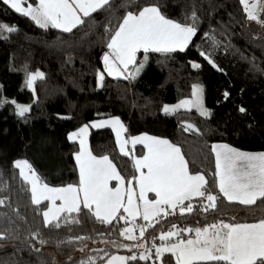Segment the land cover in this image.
<instances>
[{"label": "trees", "instance_id": "trees-1", "mask_svg": "<svg viewBox=\"0 0 264 264\" xmlns=\"http://www.w3.org/2000/svg\"><path fill=\"white\" fill-rule=\"evenodd\" d=\"M150 5L182 24H191L195 14L196 34L184 51L145 54L141 50L137 63L129 65L128 78L104 73L98 83L111 34L106 29H115L128 11L136 13ZM262 8L260 20L264 2ZM83 20L70 32L51 25L42 28L0 0V24L16 28L0 32V102H5L0 104V200L4 201L0 264H89L90 258L91 264H101L115 253L137 256L126 264H156L155 253L141 260L140 250L147 243L152 247L173 224L183 229L220 219L235 223L264 219V199L243 205L219 193L212 151L215 142L264 151V31L250 23L240 0H111V7ZM140 63L144 66L136 73ZM35 69L44 78L34 82L33 93L26 80ZM194 84L203 87L205 103L211 108L208 116L195 109L160 111L164 103L187 97ZM10 98L29 104V111L18 115ZM106 117H119L129 137L149 134L179 146L190 173L205 175L208 189L218 196L217 207L205 212L202 205L207 201L195 197L192 213L180 215L177 209L175 215L158 218L159 223L153 220L154 227L144 221L145 237L134 234V240L120 234L130 228L122 209L106 224L80 205L79 213L62 212L58 221L45 226L43 211L48 202L32 203L30 184L14 162L27 160L41 183L78 185L73 157L78 144L67 134ZM187 123L194 128L185 131ZM88 148L94 156H108L125 182L133 177L131 157L143 154L141 144L134 145L131 154H122L107 127L89 129ZM160 262L175 264V259L165 252Z\"/></svg>", "mask_w": 264, "mask_h": 264}, {"label": "snow or ice", "instance_id": "snow-or-ice-1", "mask_svg": "<svg viewBox=\"0 0 264 264\" xmlns=\"http://www.w3.org/2000/svg\"><path fill=\"white\" fill-rule=\"evenodd\" d=\"M2 3L15 12L29 17L42 28L51 25L65 32H70L77 25L84 23L81 13L83 17H88L93 12L111 7V0H38L35 6L29 0H2ZM240 3L244 6L248 18L256 20L257 16L252 10L256 5L249 7V0H240ZM196 19L193 14L191 24H182L166 18L155 5L145 6L136 13L128 11L115 29H106L111 34L107 42L109 51L103 56L104 70L109 76L124 75L129 65L137 63L136 56L141 50L145 54L149 51L157 53L184 51L196 34L194 26ZM3 31L14 32L16 28L0 24V32ZM201 55L204 56L205 53L202 52ZM146 60L147 55H145ZM209 62L211 63V60ZM143 66V63H140L135 72L138 73ZM192 66L199 67L195 63ZM129 75L134 74L129 73ZM97 76L98 83H102L104 74L98 72ZM43 78L42 72L29 73L26 85L32 88L37 79ZM201 92L200 86L194 84L192 86L194 101L182 100L173 106L164 105L163 111L172 113L182 107L196 106L200 109L201 115H208L202 108ZM224 95L227 98L228 93L225 92ZM2 103L5 102H0ZM12 103L15 104V101ZM16 107L17 114L20 116H24L30 108L23 105H16ZM240 111L245 110L241 108ZM106 125L113 127L122 154L128 155L124 147L127 141L120 139L121 132L126 129L119 117L93 122L91 127L98 128ZM88 128L89 125L86 124L68 136L70 141L79 139L80 150L75 153V159L79 165L78 185L69 184L62 188L49 187L48 184L41 183L40 177L27 160L14 162V167L20 170L21 177L31 184L33 204L40 205L42 201L50 200L55 205L56 200L63 201L59 207L43 211L45 226L58 221L62 212L79 213L81 203L102 223L111 224L123 209L133 219L142 216L143 220L148 222L147 227H154L152 221L159 223L158 218L161 216L175 215L177 209L180 215L192 213L194 206L191 201L195 197L207 201V204L202 205V210L205 212L217 207L218 196L208 189L205 175L190 173L188 162L180 147L167 139L147 134L131 138L133 144H143L147 148V154L134 160L133 166L139 176H133L128 181L127 204H125V190L122 187L125 178L120 175L108 156L97 158L88 150L85 141ZM192 128L193 125L187 124L184 130L188 131ZM212 151L216 156L217 186L224 198L243 205H253L257 199H264V152L246 153L226 144L212 145ZM25 169L31 175H26ZM111 180L118 181L116 187H109ZM133 181L139 187L138 199L143 202L142 212L140 206L134 203ZM148 193H154L155 199H149ZM186 201L188 203H185ZM3 203L4 201L0 200V205ZM119 218L124 219V216L120 215ZM54 226L59 228L61 225L56 222ZM176 229L177 225L173 224L169 230L161 232L159 236L161 241H171L174 236L177 239L174 243L155 247L157 259L167 252L175 258V264H264V219L252 224L225 223L221 220L219 223L203 227ZM146 230L145 226H140L141 239L145 237ZM133 232V228H125L120 234L126 239L134 240L136 236ZM183 232H195V238H179ZM3 238L0 235V239ZM77 239H84V237H77ZM40 242L44 243V241ZM139 246L143 247V245ZM151 255V251L148 250L141 253L139 259L147 260ZM136 259L135 255L114 256L108 264H126V261ZM81 264L85 262L81 261ZM89 264H91V258Z\"/></svg>", "mask_w": 264, "mask_h": 264}, {"label": "crops", "instance_id": "crops-1", "mask_svg": "<svg viewBox=\"0 0 264 264\" xmlns=\"http://www.w3.org/2000/svg\"><path fill=\"white\" fill-rule=\"evenodd\" d=\"M35 1H36L35 3H32L34 6H35V4L38 2V0H35ZM24 6L26 7L27 5L25 4ZM80 15H81V17H82V19H83V14L81 13ZM57 29L62 30V29H60V28H57ZM108 51H109V49H108ZM103 71H104L105 74H107V72L104 70V63H103ZM107 75H108V74H107ZM125 76H127V73H126V72L124 73V75H120V76H115V75H114V76H112V77H125ZM199 86H200V85H199ZM200 88L202 89V92H201V98L205 100V98L203 97V87L200 86ZM110 118H112V117L93 119V120L90 122V124H89V128H88V132H87V136L85 137V141H86V146H87V148H88V134H89V129H90V128H93V127H91V124H92L93 122H98V121H101V120H108V119H110ZM121 123H122V122H121ZM122 124H123V123H122ZM83 126H84V125H82V126H80L79 128L73 130V132H76L78 129H80V128L83 127ZM123 126H124V124H123ZM104 127H107V128H109V129H111V131L113 132L114 138H115V142H116L117 148H118V150L121 152L120 147H119V145H118V143H117V134H116V132L113 130V127H112L111 125H106V126H104ZM98 128H103V127H98ZM124 128H125V126H124ZM95 129H96V128H95ZM143 135H144V134H139V135H135V136H131V137H129V136H127V134H126V131H122V132H121L120 139H121L122 141H127V143H125L124 147H125V151H127L128 154H131V153H132V149H133V146H134V145H136V144H140V143L133 144L132 141H131V138H132V137H140V136H143ZM147 135H148V136H152V137H157V136H153V135H149V134H147ZM158 138H161V137H158ZM161 139H164V138H161ZM71 141H75V142L78 144V150L75 152V153H77V152L80 150L79 139L71 140ZM225 144H226V143L215 142V143H213L212 145H225ZM141 145L143 146V154L140 155V156H134V157H131L132 166L134 165V160H135V159H140V158H142L144 155L147 154V148H145L143 144H141ZM226 145H228V144H226ZM230 147H231V146H230ZM232 148H234V147H232ZM235 149H237V148H235ZM88 150H89V148H88ZM237 150L242 151V152H246V153H261V152H264V151H246V150H241V149H237ZM89 151H90V150H89ZM75 153H74L73 157H74V161H75V164H76V167H77V171H78V176H79V165L77 164V161H76V159H75ZM121 153H122V152H121ZM91 154H92V153H91ZM213 154H214V160H215V163H216V156H215V153L213 152ZM92 155H93V154H92ZM93 156H94V155H93ZM95 157L100 158V157H103V156H95ZM145 171H146V170H145ZM215 171H216V168H215ZM25 173H26V175H31V173H30L27 169H25ZM195 174H197V173H195ZM133 176H137V177L139 176V173L136 171V169L134 168V166H133ZM217 179H218V178L216 177V183H217ZM110 182H113L114 184L111 185ZM29 184H30V183H29ZM117 184H118V181H116V180H111V181H109V187H116ZM67 185H69V184H66V185H60V186H52V185H49V187H53V188H62V187H66ZM73 185H74V184H73ZM122 187H123V189L125 190V204H127V188L129 187L128 182H124V185H123ZM132 187H133L134 192H135V195H134V197H133V199H134V203H136V204H138V205L140 206V209H141V212H142V210H143V202L140 201V200L138 199V196H139V187L136 185V182H135V181H133V183H132ZM30 188H31V184H30ZM217 188H218V186H217ZM218 191H219V189H218ZM221 195H222V194H221ZM81 196H82V194H81ZM147 196H148L149 199H155V194H154V193H148ZM31 198H32V193H31ZM225 199H226V198H225ZM226 200H227V199H226ZM46 201L48 202V204H47V207L45 208L44 211L48 210L49 208H53V209H54V208H56V207H59V206L63 203V201H61V200H56V201H55V205H53L52 201H50V200H46ZM234 202H236V201H234ZM81 205H83V204L81 203ZM93 207H94V206H93ZM122 210H123V209H122ZM123 212H124V211H123ZM124 213H125V212H124ZM127 218H128V220H129V227H130V228H132L133 225H135V223H137V221H139V220H142V221L144 222L142 216H137L135 219H133V217L127 215ZM222 220H223L225 223H235V222H231V221L224 220V219H222ZM219 221H221V219H220V220H217L216 222H212V223H208V224L219 223ZM259 221H260V220H258V221H253V222H243V223L252 224V223H258ZM208 224H204V225H201V226H199V227H203V226L208 225ZM176 230H179V228H177ZM179 238H195V232H192V233L183 232V233H181V236H180ZM176 239H177V237H175V236L172 238L171 241H161V240L159 239L158 242L155 243V244L152 246V253H155V247H158V246H160L161 244H165V243H174V242L176 241ZM147 251H148V250H146L145 248H142V249L140 250V253H144V252H147ZM114 256H115V257H125V256L122 255V254L115 253V254H112L111 256H109V257H108L103 263H101V264H108V261H109L112 257H114ZM154 257H155V256H154ZM155 259H156V264H161L160 259H157L156 257H155ZM174 259H175V258H174Z\"/></svg>", "mask_w": 264, "mask_h": 264}, {"label": "rangeland", "instance_id": "rangeland-1", "mask_svg": "<svg viewBox=\"0 0 264 264\" xmlns=\"http://www.w3.org/2000/svg\"><path fill=\"white\" fill-rule=\"evenodd\" d=\"M262 2H264V0H249V7H251V5H253V4H255L256 5V7L254 8V9H252L253 10V12H254V14H256V16H257V19L256 20H250L249 18H248V14H247V12H246V16H247V18L249 19V21H250V23L251 24H257L258 26H260V28L264 31V23H260V21H264V15L262 16V18H261V20H260V16H259V12L258 11H262L263 10V8H262ZM244 7V6H243ZM37 71H39V72H41L40 71V69H35V70H33V71H31L30 73H36ZM99 72H102L103 74H104V72L103 71H99ZM28 79V78H27ZM27 81V80H26ZM27 86V85H26ZM29 90H31L33 93H34V84H33V87L32 88H29V87H27ZM10 102H12V101H15V107H16V105H23V106H29V104H27V103H21V102H18V101H16V100H14V99H12V98H10V99H8ZM182 100H195V98L193 97V95H192V91H191V93L187 96V97H184V98H181V99H177V100H173V101H169V102H166V103H164L163 105H162V107H161V109H160V111L162 112V113H165L164 111H163V107H164V105H169V106H173V105H176V104H178L180 101H182ZM202 108L204 109V110H206L207 111V113H208V115L210 114V111H211V108L205 103V100L204 99H202ZM181 109H195V110H197L199 113H201V111H200V109H198L196 106H191V107H189V108H184V107H182V108H180V109H178V110H181ZM16 110H17V107H16ZM208 115H206V116H208ZM187 124H190V123H187ZM186 124V125H187ZM192 125V124H191ZM193 128H194V126H193ZM70 133H73V131H70L68 134H67V137L69 136V134ZM132 157H134V155L132 156ZM19 160H24V159H19ZM17 161V160H16ZM19 172H20V170H19ZM26 174V173H25ZM126 216L128 215L127 213H124ZM222 220V219H221ZM133 229H134V232H133V235L135 234V235H137V236H139V231H137L138 229H136L135 228V225H133V227H132ZM154 260H155V263H156V259L154 258Z\"/></svg>", "mask_w": 264, "mask_h": 264}, {"label": "built area", "instance_id": "built-area-1", "mask_svg": "<svg viewBox=\"0 0 264 264\" xmlns=\"http://www.w3.org/2000/svg\"><path fill=\"white\" fill-rule=\"evenodd\" d=\"M107 52H108V50H107ZM140 226H144V222L142 220L137 221V223L135 224V228L138 229L137 231H139V232H140ZM145 249L150 250L152 253L151 244L147 243L145 246Z\"/></svg>", "mask_w": 264, "mask_h": 264}]
</instances>
